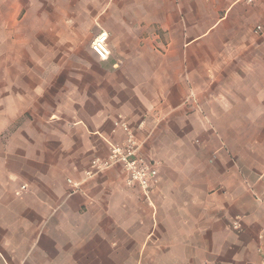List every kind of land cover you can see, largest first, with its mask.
I'll list each match as a JSON object with an SVG mask.
<instances>
[{"label":"crops","instance_id":"1","mask_svg":"<svg viewBox=\"0 0 264 264\" xmlns=\"http://www.w3.org/2000/svg\"><path fill=\"white\" fill-rule=\"evenodd\" d=\"M0 264H264V0H0Z\"/></svg>","mask_w":264,"mask_h":264},{"label":"built area","instance_id":"2","mask_svg":"<svg viewBox=\"0 0 264 264\" xmlns=\"http://www.w3.org/2000/svg\"><path fill=\"white\" fill-rule=\"evenodd\" d=\"M236 3L253 4L256 0H234ZM261 30L260 26L256 27ZM108 35L105 32L98 34L91 42V51L101 60L109 56V48L107 46ZM142 123L136 126L140 128ZM121 128L125 134L124 140L119 145L111 147L107 159L93 158L90 161L91 171L87 175L108 169L114 163L121 165L123 171L126 173V184L129 186L136 185L141 190L142 194L147 197L151 187V183L156 177V168L152 162H148L139 153V141L135 136L136 129L130 127L127 123L121 122ZM68 183L73 185V188L78 187V183L74 184L71 180Z\"/></svg>","mask_w":264,"mask_h":264}]
</instances>
